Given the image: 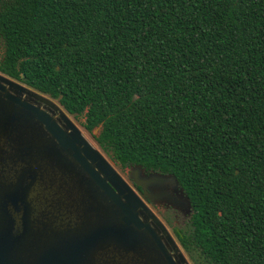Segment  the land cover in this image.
<instances>
[{
    "label": "trees",
    "instance_id": "obj_1",
    "mask_svg": "<svg viewBox=\"0 0 264 264\" xmlns=\"http://www.w3.org/2000/svg\"><path fill=\"white\" fill-rule=\"evenodd\" d=\"M0 72L174 177L193 264H264V0H0Z\"/></svg>",
    "mask_w": 264,
    "mask_h": 264
},
{
    "label": "water",
    "instance_id": "obj_2",
    "mask_svg": "<svg viewBox=\"0 0 264 264\" xmlns=\"http://www.w3.org/2000/svg\"><path fill=\"white\" fill-rule=\"evenodd\" d=\"M18 83L0 75V264H188L172 240L175 253L168 250L156 218L154 228L140 217L136 193L64 109ZM55 197L67 207L45 248L31 223ZM34 249L33 261L18 256Z\"/></svg>",
    "mask_w": 264,
    "mask_h": 264
},
{
    "label": "flooded vegetation",
    "instance_id": "obj_3",
    "mask_svg": "<svg viewBox=\"0 0 264 264\" xmlns=\"http://www.w3.org/2000/svg\"><path fill=\"white\" fill-rule=\"evenodd\" d=\"M41 106L44 108V104ZM51 110L54 112L56 119L57 117L59 118V115H57L58 111L53 110L52 108ZM46 111L48 110L46 109ZM48 113L50 112L48 111ZM74 118L76 117L74 116ZM59 124L60 126L63 124L65 125L63 121H60ZM62 128L66 127L62 126ZM83 128L92 136L98 145L94 137L97 135L98 129L96 128L89 132L85 127ZM80 132L86 139V136L82 133V131ZM88 142L93 148H95L90 141ZM97 150L109 164H113V166L115 165L112 160L100 149L99 145ZM119 169L123 176L120 175V173L119 175L128 183L129 187L134 191V193H136L142 202L143 208L141 209L142 215H140V217L142 219L146 218L147 222H149L154 228L157 226L153 218H156L165 226L166 230L169 232L164 233L161 230H158V232L163 237L164 244L168 250H170L172 254L175 253V249L173 247L174 245L171 243V240L180 249L177 234H180L181 231L185 230L192 215V208L185 192L179 186L175 178L170 175L148 172L143 168L141 171H138L134 167ZM136 179L139 184L136 183ZM45 248H47V244L45 245ZM180 251L182 252L181 249ZM31 261H33V258Z\"/></svg>",
    "mask_w": 264,
    "mask_h": 264
},
{
    "label": "rangeland",
    "instance_id": "obj_4",
    "mask_svg": "<svg viewBox=\"0 0 264 264\" xmlns=\"http://www.w3.org/2000/svg\"><path fill=\"white\" fill-rule=\"evenodd\" d=\"M0 75H2L1 72H0ZM17 82H19V81H17ZM18 84H20V85L28 88V86H26L25 84H23L21 82H19ZM52 101L54 103H56L61 109H63L58 102H56L55 100H52ZM63 112L68 116V118L76 126V128L79 131H82V133L86 136V139L88 141H90V143L95 148L98 149V145L96 144V142L94 141V139L92 138V136L89 133H87L85 131V129L81 126V124L78 121V119L74 118V116H72V115H69L66 111H63ZM111 166H112L113 169H115V171L118 174L120 173V175H122L120 169L116 165L113 166V164H112ZM63 200H64V198L61 199L59 197H55L52 200L49 199L44 204H42V205H40V206L37 207V210H38V218L37 219H33V221L36 222L35 225L33 223H31V226H32V228H31V230H32L31 236L35 235L36 236L35 239L42 240V242H43L42 243V246H45L47 244V242L49 241L48 238H50V237H56V235H59V232L57 233V231H58V225L59 224H56V221H60L62 219L61 214L63 215V212L65 210V207H67V204ZM59 210H60V212H59ZM69 215H71V214H69ZM0 220H1L0 221V224H3L4 223V219L2 217H0ZM77 221H78V219L75 220L74 222L76 223ZM163 227L165 228L164 225H163ZM165 230H166V228H165ZM166 232H169V231L166 230ZM176 242H177V240H176ZM179 247L182 250V254L185 257V259L188 262V264H193L190 261V259L188 258L187 254L182 249V247L180 246V244H179ZM28 249H29V244H27L24 247V250L25 251H27ZM36 252H37V249H34L30 253H25V254L21 251V252L18 253V256L20 255L19 256L20 259H22L24 261H26V260L27 261H29V260L31 261L32 258H33V255ZM22 255H24L25 258H22Z\"/></svg>",
    "mask_w": 264,
    "mask_h": 264
}]
</instances>
